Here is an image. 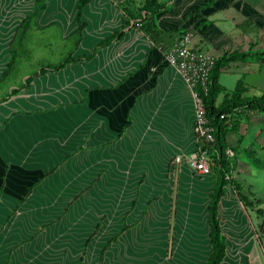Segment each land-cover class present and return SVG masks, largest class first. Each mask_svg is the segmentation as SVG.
Masks as SVG:
<instances>
[{
	"label": "crops",
	"instance_id": "obj_1",
	"mask_svg": "<svg viewBox=\"0 0 264 264\" xmlns=\"http://www.w3.org/2000/svg\"><path fill=\"white\" fill-rule=\"evenodd\" d=\"M122 1L89 0L83 6L85 27L72 58L87 55L120 29L124 16L115 5ZM33 2L0 0V39L6 41L0 44V75L14 31ZM75 4L44 0L36 25L55 24L68 36L76 29ZM166 5L154 17L160 30L189 33L190 46L214 59L243 56L228 64L218 83L227 93L239 80L243 98L258 96L262 89L253 78L264 64L259 56L264 0H170ZM131 25L130 20L122 37L91 60L37 72L27 88H10L0 98V264L205 261L206 196L212 185L187 163L171 168L172 158L194 148L189 91L165 64L166 51ZM258 115L236 116L232 143L239 151L253 141L240 147L244 137L259 133ZM226 153L232 157L229 147ZM246 209L225 186L217 205L225 243L220 264H259L251 224L241 217ZM122 225L129 227L99 261L105 242Z\"/></svg>",
	"mask_w": 264,
	"mask_h": 264
},
{
	"label": "trees",
	"instance_id": "obj_2",
	"mask_svg": "<svg viewBox=\"0 0 264 264\" xmlns=\"http://www.w3.org/2000/svg\"><path fill=\"white\" fill-rule=\"evenodd\" d=\"M43 1L44 0H34L31 13L21 20L14 33H16L20 27L27 24L28 21H35L39 11L44 8L43 6H39L43 3ZM88 1L89 0H76V29L67 36L69 37L75 34V46L79 43L81 32L85 27V23L81 22L80 18L82 8ZM169 1L170 0H123L120 3H117L115 7L119 9L124 16V22H122L119 30L112 32L108 36L99 40L96 45L91 48L87 55L72 58L71 53H69V55L57 64L48 66L45 69H40L38 74H43L46 71L55 72L71 62H87L91 60L99 49L107 47L122 37L124 32L123 30L128 26V22L130 20L132 21L131 27L137 28V30L140 31L154 47L160 49L162 52L169 50L172 44L179 38L182 31L179 29H175L173 31H162L156 26L154 21L155 15L164 10L167 7V2ZM8 53L9 57L6 61L5 70L0 75V82L6 78L12 64V58L10 56L11 49L8 50ZM260 56H264V50L260 53ZM242 57L243 56L241 55L236 56L231 54L228 57L222 55L217 59H214V64L209 74V82L206 93L202 96L205 117L213 131V142L211 144H202L194 141V149L198 148L200 151L205 153L208 165V173L205 177L207 178L206 181L212 185L210 192L206 196V223L208 227L207 239L209 253L206 255L205 261L202 264H220L224 257V237L220 232L217 217V205L223 195V188L227 185L230 186L234 190L236 197L242 206L246 208L251 207V202L248 201L246 196L241 194V187L229 176V173L234 170V164L231 160L234 158V153L232 154L231 159L226 154L228 147L226 145V134L229 131L237 133V123L235 121L229 122L225 118H220L221 115L228 114L233 109H238L239 114L244 115L246 119H249V116L252 115H264V93L250 98H243L242 94L245 92V89L241 81L238 80L233 90L227 93L224 92V89L218 83L220 73L226 69L228 64L235 61L237 58ZM32 77L24 79L20 88H27ZM15 93H17L16 90L11 91V94ZM220 94H222L221 101L219 104H216V98ZM240 139V136L237 137V142H239ZM243 150L249 158L254 153V150L251 149L250 145ZM255 161V159H251L252 163H255ZM153 200L154 199L149 200L148 203ZM256 204H259V201L256 200ZM256 213L257 215H262L264 210L257 209ZM263 224L264 223H261L260 226ZM128 227L129 226L127 225H122V228L117 232V234L105 242L104 246L100 250L99 261L102 260L103 253L106 248H108L109 245L117 239L120 233ZM87 243L88 240H86V245Z\"/></svg>",
	"mask_w": 264,
	"mask_h": 264
},
{
	"label": "rangeland",
	"instance_id": "obj_3",
	"mask_svg": "<svg viewBox=\"0 0 264 264\" xmlns=\"http://www.w3.org/2000/svg\"><path fill=\"white\" fill-rule=\"evenodd\" d=\"M75 38V34L69 37H63L55 24L39 27L36 25L35 21L30 20L27 24L20 27V29L13 34L9 43L10 46H8V48L11 49L10 56L12 58V64L6 78L0 82V98L6 96L10 88L15 87L19 89L24 79L37 74L40 69H45L63 60L74 50ZM0 42V44H5L6 41H3V43L2 41ZM262 46H264V44H262ZM8 57L9 53L7 59ZM253 81V83L259 85V89H262L261 91L264 90V64L261 66L259 75L254 76ZM261 91L256 92L257 95H259ZM255 120L260 128L259 133L254 139L252 136H246L243 138V142H240V147H245L253 140V145L250 143V146L251 149L254 150V153L250 158L247 157L244 150L239 151L235 147V143H232L234 142L233 140H235V133L231 131L226 134V145L234 153V158L231 159L229 157L234 164V170L229 173V176L241 187V194L246 196L248 201L251 202V207H248L245 210V216L242 213L241 217L246 225L247 220L251 224L252 230L250 229V231L252 232L255 244L259 246L258 249L256 248L258 262L259 264H264V237L262 236L264 224L260 226L261 223H264V213L262 215H257L256 213L257 209L264 210V115L260 114L256 116ZM193 141H195V139H193ZM195 149L192 148L190 152L185 154H183V152L178 153V155H182L172 158L171 168L175 169L173 167L174 165L177 166L181 163H187L194 171V175L202 178L203 176H200L197 170H194L193 166L190 164L193 161L191 159ZM251 159H255V163H252ZM206 180L207 178L205 177V182L208 183ZM180 194L184 195V193ZM172 195L174 194H171V196ZM158 197L159 195H157V198ZM256 200L259 201V204H256Z\"/></svg>",
	"mask_w": 264,
	"mask_h": 264
},
{
	"label": "built area",
	"instance_id": "obj_4",
	"mask_svg": "<svg viewBox=\"0 0 264 264\" xmlns=\"http://www.w3.org/2000/svg\"><path fill=\"white\" fill-rule=\"evenodd\" d=\"M163 58L165 64L179 74L189 91L193 108L192 132L195 142L211 144L213 142V131L205 117L202 96L206 93L214 58L192 48L190 46V34L187 32L172 44L170 49L164 53ZM238 114L239 110L233 109L228 114L221 115L220 118L232 122ZM227 155L229 156V154ZM191 160H193L190 161L191 166L194 170H197L200 176H205L208 173L207 159L203 151L196 148ZM262 236L264 237V229Z\"/></svg>",
	"mask_w": 264,
	"mask_h": 264
},
{
	"label": "bare ground",
	"instance_id": "obj_5",
	"mask_svg": "<svg viewBox=\"0 0 264 264\" xmlns=\"http://www.w3.org/2000/svg\"><path fill=\"white\" fill-rule=\"evenodd\" d=\"M1 29H3V28H1ZM1 37V36H0ZM1 41V40H0ZM164 224V223H163ZM161 238V237H160ZM136 239V238H135ZM163 244V243H162ZM155 249V248H154ZM148 251V250H147ZM153 251V250H152ZM145 254H147V252L145 253ZM162 255L164 256V254L162 253ZM138 256V255H137ZM140 256V255H139ZM187 258V257H186ZM146 261V260H145Z\"/></svg>",
	"mask_w": 264,
	"mask_h": 264
}]
</instances>
